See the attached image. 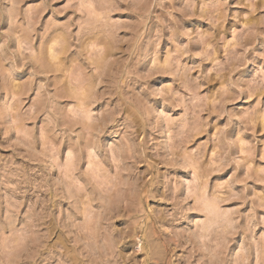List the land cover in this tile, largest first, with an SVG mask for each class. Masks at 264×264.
Here are the masks:
<instances>
[{
    "label": "rangeland",
    "instance_id": "obj_1",
    "mask_svg": "<svg viewBox=\"0 0 264 264\" xmlns=\"http://www.w3.org/2000/svg\"><path fill=\"white\" fill-rule=\"evenodd\" d=\"M167 261L264 264V0H0V264Z\"/></svg>",
    "mask_w": 264,
    "mask_h": 264
},
{
    "label": "bare ground",
    "instance_id": "obj_2",
    "mask_svg": "<svg viewBox=\"0 0 264 264\" xmlns=\"http://www.w3.org/2000/svg\"><path fill=\"white\" fill-rule=\"evenodd\" d=\"M87 211H88V208H87ZM84 212V211H83ZM89 213V212H88ZM86 214V213H85ZM152 225V224H151ZM153 229V233L155 234V235H157V231H156V229H155V227H154V225H152L151 226ZM139 242H141V238L139 239ZM138 245V247H139V250H142L143 249V245H139V243L137 244ZM66 248V247H65ZM165 264H172L170 261H167Z\"/></svg>",
    "mask_w": 264,
    "mask_h": 264
}]
</instances>
